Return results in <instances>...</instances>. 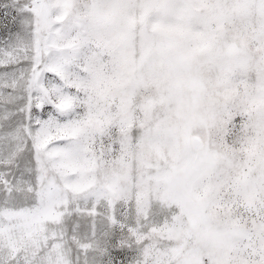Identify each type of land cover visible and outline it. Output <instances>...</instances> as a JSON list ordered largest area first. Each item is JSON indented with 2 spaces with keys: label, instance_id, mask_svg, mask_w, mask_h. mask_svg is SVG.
Instances as JSON below:
<instances>
[{
  "label": "rangeland",
  "instance_id": "obj_1",
  "mask_svg": "<svg viewBox=\"0 0 264 264\" xmlns=\"http://www.w3.org/2000/svg\"><path fill=\"white\" fill-rule=\"evenodd\" d=\"M0 264H264V0H0Z\"/></svg>",
  "mask_w": 264,
  "mask_h": 264
}]
</instances>
